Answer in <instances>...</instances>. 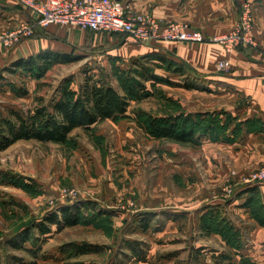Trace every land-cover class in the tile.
<instances>
[{
  "label": "rangeland",
  "instance_id": "1",
  "mask_svg": "<svg viewBox=\"0 0 264 264\" xmlns=\"http://www.w3.org/2000/svg\"><path fill=\"white\" fill-rule=\"evenodd\" d=\"M47 27L36 26L33 37ZM81 30L85 39L80 44L62 42L78 57L54 63L40 79L21 70L2 72L11 63L6 59L0 68V117L11 109L27 115L50 105L66 82L76 91L86 81L111 85L125 95V80L143 78L150 67L170 82L146 81L149 96L130 99L127 110L116 117L74 128L64 143L18 139L0 149V264H228L218 257L233 251L197 224L204 221L194 210L212 201L208 197L221 200L214 204L216 210L226 208L224 214L217 213L228 224L226 229L240 226L244 253L255 264H264V226L254 228L253 222L231 209L239 190L248 186L240 183L244 174L231 169L223 179L210 182L213 176L204 172V154L196 146L201 136L196 143L155 138L139 122L142 113L196 116L199 95L186 93L188 81L174 79L165 61L160 66L139 54L149 43L126 33ZM10 83L27 91L15 94ZM195 118L199 125L200 119ZM199 126L197 131L202 132ZM182 159V165L188 159L184 168L190 173L185 175L177 166ZM5 173L15 174L30 187L10 182ZM261 198L264 203V194ZM68 204L81 205L85 217L95 219L98 212L106 217L59 230L51 224L50 231L41 233L40 222ZM25 230L33 233L32 239L21 243ZM71 242L91 247L66 255L61 247Z\"/></svg>",
  "mask_w": 264,
  "mask_h": 264
},
{
  "label": "crops",
  "instance_id": "2",
  "mask_svg": "<svg viewBox=\"0 0 264 264\" xmlns=\"http://www.w3.org/2000/svg\"><path fill=\"white\" fill-rule=\"evenodd\" d=\"M124 1L136 13L150 14L163 22L186 23L191 28L202 31L207 38L231 30L239 20L242 4L245 1L252 2L254 25L251 34L255 40V46L240 45L226 48L221 43L208 39L203 42L148 44L145 50L142 48L137 50H143L139 54L144 53L143 55L150 56L151 60L160 66L163 57L182 65L183 72L182 70L176 71L171 75L179 82H181L180 79L188 81L184 86L186 93L199 95L201 101L198 112L202 117L216 113L217 118L220 119L219 124L222 128L218 130L216 140L206 134L202 136L200 143L196 144L200 146L204 154L202 158L206 169L204 172L213 176L210 182L223 179L231 169H235L242 175L263 165L264 0ZM27 19H29V14L17 0H0V29L13 28ZM81 29L80 26L77 27L74 24H55L48 26L38 35L25 38L15 45L5 46L0 43V68L4 66L6 59L12 61L43 49L70 52L62 42L80 44L85 39V33ZM221 59L228 60L229 66L218 70L216 63ZM182 161L183 159L177 166L182 167L181 172L185 175L189 172L184 168L188 165V159L183 165ZM186 177L187 179L193 178V176ZM249 187L256 188L260 194H264V183H254ZM250 194L251 191L246 188L239 190L231 202L235 205L231 209L237 215L253 222L254 228L258 229L264 225H259L251 215L250 207L246 203ZM208 199L212 201L195 208L194 213L198 217L202 219L206 218L210 212L221 214L226 211L225 207H219V210L214 207V204L222 203L221 200L209 197ZM208 199L206 200L209 201ZM178 213L181 212H176ZM202 221L204 223H196L201 228L203 226L207 228L206 220L202 219ZM238 226L233 227L240 232ZM209 233L219 237V240L233 251L232 255L226 253L219 255L218 258L223 263L235 264L242 256H248L244 253L243 247L231 246L221 234L214 231ZM233 256L236 258H232Z\"/></svg>",
  "mask_w": 264,
  "mask_h": 264
},
{
  "label": "trees",
  "instance_id": "3",
  "mask_svg": "<svg viewBox=\"0 0 264 264\" xmlns=\"http://www.w3.org/2000/svg\"><path fill=\"white\" fill-rule=\"evenodd\" d=\"M77 57L69 52L43 49L25 57L16 58L11 61L10 66H4L1 70L2 72L7 69L10 72L21 70L31 77L40 79L54 63L72 61ZM162 59L165 61L166 67L173 70V72L182 70V65L164 57ZM145 71H147L146 75L139 80L137 78L125 80L124 87L127 91L125 95L119 93L111 85L89 84L86 81L80 90L76 91L69 88L66 82L61 88L59 96L54 98L48 106H41L31 110L27 115L22 114L18 110H9L7 116L1 115L0 117V149L6 148L18 139H37L64 143L68 140L74 128L80 126L88 128L98 120L112 116L116 117L127 110L130 99H142L149 96L150 91L146 89V81H152V83L156 81L170 82L168 78L156 74L153 67L146 68ZM10 86L12 91L18 95L27 91L24 88L16 87L12 83H10ZM195 117L200 119V126L197 125L199 122L196 123ZM138 119L152 137L168 138L179 142L196 143L200 136L202 137L206 134L216 140L218 130L222 128L216 113H211L205 117H202L201 113L196 116L188 113L161 116H150L142 113ZM197 126L202 127L203 131L198 132ZM15 177H17L15 174L5 173V178L7 180L10 179V182L14 181L16 185L25 189L30 187L27 184L28 182L22 183ZM249 186L246 187V190L251 191V194L248 196L246 203L250 207L251 215L256 222L259 225H264L263 199L256 188H250ZM81 209L82 206L79 204H68L62 206L59 211L51 212L40 222V232L47 233L50 231L51 224H55L59 230L78 223L89 224L95 219L101 218L104 220L106 217L103 216L106 215L102 214L103 212H98L95 215V219L89 216L85 217ZM99 215L102 216L98 218ZM217 216V213L210 212L208 216L206 215V218H203L206 220V229L221 234L231 246L235 248L241 247L239 231L234 229L233 226L226 229L228 224L221 222L222 220H219ZM32 234L30 231L25 230L20 238L21 243L32 239ZM90 247V244L86 242H71L64 244L61 248L67 253L66 255H76L87 251ZM66 264L71 263L66 261ZM237 264L255 263L249 256H242Z\"/></svg>",
  "mask_w": 264,
  "mask_h": 264
},
{
  "label": "built area",
  "instance_id": "4",
  "mask_svg": "<svg viewBox=\"0 0 264 264\" xmlns=\"http://www.w3.org/2000/svg\"><path fill=\"white\" fill-rule=\"evenodd\" d=\"M29 14L27 21L9 30H0V43L12 46L34 35L36 26L75 24L85 29L126 33L149 44L163 42H203L210 40L226 48L240 45L255 46L252 2L243 3L239 21L228 32L207 38L202 31L179 21L163 22L150 15L134 12L124 0H17ZM218 70L229 66L226 59L218 60ZM240 183H264V164L240 176Z\"/></svg>",
  "mask_w": 264,
  "mask_h": 264
}]
</instances>
